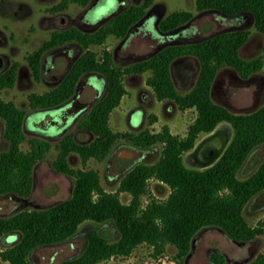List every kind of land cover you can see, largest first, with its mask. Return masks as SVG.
I'll return each mask as SVG.
<instances>
[{
  "label": "trees",
  "instance_id": "16d2710c",
  "mask_svg": "<svg viewBox=\"0 0 264 264\" xmlns=\"http://www.w3.org/2000/svg\"><path fill=\"white\" fill-rule=\"evenodd\" d=\"M90 1L60 0L51 11H63L70 3L86 6ZM153 3L154 0H143L133 4L93 32L77 26L55 29L40 48L28 55L33 76L41 80L45 52L69 44L85 49L58 86L28 95L33 109L54 107L68 100L87 71L102 73L108 80V90L78 122V127L91 132L94 138L81 142L68 133L58 143L59 153L53 165L75 179L72 195L47 207L27 208L0 216V235L14 232L20 235L15 243L0 250V259L11 264H37L29 257L34 249L72 238L86 220L99 223L114 220L120 237L110 241L99 229H90L83 251L61 264H96L115 255H129L144 242L151 244L156 254L163 252L167 243L175 245L177 264H185L193 238L205 226H219L231 238L240 241L264 232V221L252 226L244 213L247 203L264 190V160L247 178L238 176L248 155L264 143V104L250 112H234L216 102L211 93L217 74L224 66L235 68L245 78L264 68L261 58L247 59L240 53L249 38V29L218 32L197 42L170 45L124 67L115 63L110 49H104L100 56L90 49L91 45L103 44L111 35L124 37ZM196 6L200 11L215 9L231 16L251 14L255 27L264 34V0H196ZM193 16L187 10L171 12L160 22L159 28L162 31L175 29ZM186 54L196 56L201 67L193 88L181 93L172 78L170 65L175 58ZM19 65L18 61H13L0 74V89L14 86ZM145 71H151L147 83L158 99L174 100L182 109L196 108L198 115L184 137L172 133L168 127L158 132L143 130L136 134L115 132L111 128V112L126 93L124 75ZM25 115L26 111L14 101L0 96V119L5 121L4 136L9 143L0 153V196L31 195L35 167L52 148L51 141L40 137L29 139V150L21 148L27 138L23 129ZM222 122L233 127V137L222 156L206 168L187 165L184 153L195 147L202 134L211 133ZM122 136L142 149L157 143H163V148L158 161L135 164L122 177L117 192L105 189L98 170L74 168L70 164L74 153L83 161L91 157L104 158ZM150 178L167 183L171 191L167 199H154L143 206L141 197L148 189ZM122 191L132 195L130 202L120 199L118 192ZM212 258L219 264L226 261L225 255L218 251ZM246 264H264V251Z\"/></svg>",
  "mask_w": 264,
  "mask_h": 264
},
{
  "label": "rangeland",
  "instance_id": "374dc122",
  "mask_svg": "<svg viewBox=\"0 0 264 264\" xmlns=\"http://www.w3.org/2000/svg\"><path fill=\"white\" fill-rule=\"evenodd\" d=\"M58 1L0 0V53L4 57L2 72L9 68L13 61L20 63L14 86L0 89V96L5 100L14 101L18 107L24 109L28 114L34 112L29 104L28 95L31 92L42 93L60 82L74 55L85 51L83 47L75 46V51L69 53V56L61 52L49 56L52 61L48 60L43 79L37 80L33 76L27 59L28 55L40 48L51 37L53 30L67 26H77V23L69 21V15L77 17L86 8V6L77 3H70L60 14L54 15L51 7ZM99 1L97 0V2ZM142 1L131 0L130 3H141ZM155 3L165 5V17L171 12L179 10L191 11L194 14V19L186 28L190 31L189 39H202L218 31L236 27L249 29V38L241 47L240 53L247 59L261 58L264 63V34L255 27L254 18L251 14H245L240 21H236V19L221 15V12L213 9L198 10L196 0H154ZM117 4L118 0H101L91 13L94 21L109 14ZM64 18L65 21H63ZM155 20L154 17L150 19L152 28H155ZM123 39L111 35L103 44L91 45L90 49L96 51L99 56L104 49H110L114 53ZM124 49L120 47L117 52L116 63L121 66H126L128 63L123 52ZM126 49L143 55L150 50V47L147 41H141L136 36L134 40L127 42ZM183 59H179L175 65L174 78L179 91L186 93L197 80L200 63L195 56L188 57V63L195 66V75L192 80L186 82L183 77L186 72L184 65L187 62L178 65ZM180 66L181 69H179ZM91 75L92 73L86 75L80 84L81 95L79 100L81 102L92 99L96 94V90L90 85ZM150 75L151 71L124 75L123 81L126 93L121 103L111 112V128L115 132L136 134L143 130L158 132L168 127L172 133L184 137L189 126L198 115L196 108L182 109L174 100L158 99L152 87L147 84V78ZM93 79L103 89V84L100 83L98 77L93 76ZM212 96L216 102L227 106L234 112L256 110L264 104V68L256 71L249 78H245L233 67H222L217 75ZM154 117L156 118L154 119ZM79 119L76 120L75 117H71L68 123L61 127L63 121L57 122L58 119L54 118L49 123L50 132L56 135L67 129L66 133H72L78 141L88 142L94 138V135L77 126ZM44 120H46L44 111L32 115L30 124L25 129L27 138L21 144L23 150H28L30 148L29 139L37 136V133L31 129L40 130L37 123ZM42 125L46 126L47 124L42 122ZM219 126L230 127L231 124L222 122L217 127ZM4 131L5 121L0 119V153L7 149L9 145L4 136ZM208 134H202L197 144ZM61 137L50 138L52 142L51 150L37 163L34 170V188L31 195L22 197L5 194L0 196V216L10 215L27 208L47 207L72 195L75 179L59 172L53 165L59 153L58 143ZM162 148L163 143H157L151 148L142 149L136 146L132 140L122 136L115 141L110 153L104 158L91 157L87 161H83L78 154L74 153L70 157V164L74 168L98 170L105 189L110 192H117L122 177L135 164L158 161L162 154ZM193 149L184 153V160L187 165L200 168L193 163L191 155ZM123 153L128 154L130 157L124 158ZM263 160L264 143L255 147L248 155L239 170V178L245 179L250 176ZM170 191L171 188L167 183L157 178H150L148 189L141 197L142 205L146 206L154 199L165 200ZM118 193L123 202L128 203L131 201L132 195L129 192L122 191ZM244 213L252 226L260 225L264 221V190L256 194L247 203ZM94 228L103 232L110 241H115L120 237L119 228L114 220L103 223L86 220L72 238L58 244L39 246L32 251L29 257L37 264H61L63 260L76 256L83 251L87 243L86 233ZM19 237L20 235L17 233L1 234L0 250L15 243ZM194 238V246L191 247L189 256L187 255L188 264H219L212 258V254L217 251L225 255L226 261L224 264H246L264 251V232L253 239L237 242L221 227L205 226L198 231ZM177 261L178 249L175 245L167 243L165 250L156 254L155 248L144 242L136 246L129 255H115L96 264H177ZM0 264L11 263L0 259Z\"/></svg>",
  "mask_w": 264,
  "mask_h": 264
},
{
  "label": "flooded vegetation",
  "instance_id": "af4514ba",
  "mask_svg": "<svg viewBox=\"0 0 264 264\" xmlns=\"http://www.w3.org/2000/svg\"><path fill=\"white\" fill-rule=\"evenodd\" d=\"M100 1L97 2V0H91L90 3L88 5H86V8L80 14L77 15V17H72V16H70L68 14L69 15V21L77 23V27L79 29L83 30V31L93 32V31H96L97 29H99L104 23L108 22L113 17H115L116 15L120 14L121 12H123L125 9L129 8L130 6H132L133 4H139L138 2L137 3H130L131 0H118L117 6L113 10H111V12L109 14H107L106 16H104L103 18H101V19H99L97 21H94L91 13L96 9V7L99 5ZM152 7H154V9L151 11L150 15L147 16L143 20V22L138 23L141 19H143V17L146 16L147 12ZM205 10H207V9H205ZM213 10H215V9H213ZM161 11H162V6L159 5L158 3H155V4L153 3L148 8V10L145 13V15L143 17H141L140 20H138L135 24H133L129 28L127 34L124 37H122V38H124L122 43L115 49V51L113 53V57H114L115 63H116V59H117V52H118L120 47L125 48L123 50V52L125 53V58L128 61L127 65H129V64H132V63H135V62H138V61H142L144 59H147V58L155 55L156 53L151 55V56H149V57H147L148 55H150L152 52H154L156 49H158L161 45H164L165 43H168V45L165 46V47H167V46H170V45H181V44H186V43H191V42H197V41L203 40V39L208 37L207 36V37L202 38V39H189L188 38V36H190L189 35L190 31L187 30L186 28L192 22V20L194 19V16H193V18L191 20H189L188 22H186L184 24H181L180 26L176 27L175 29H172V30H169V31H162L159 28V24L165 18V14L158 21V15L161 14ZM202 11H204V10H202ZM216 11L221 12L219 10H216ZM60 12L61 11L54 12L53 14L54 15L55 14L58 15V14H60ZM221 13H222L221 15H224L226 17H231L233 19H236V21H240L245 16V14H247V13H239V14L231 16V15H227V14H225L223 12H221ZM153 17L156 18L155 23H154L155 28H152L150 26V19L153 18ZM223 20H224V18H223ZM63 21H65V18L63 19ZM67 27H71V26H67ZM67 27H64V28H67ZM238 28H242V27H236V28L222 30V31H218V32L234 30V29H238ZM218 32H216V33H218ZM213 34H215V33H213ZM213 34H211V35H213ZM211 35H209V36H211ZM136 36H138L139 40L147 41L149 43L150 50L146 54L139 55L135 51H130V50L126 49L127 42H130L131 40H134ZM182 38H185V39H182ZM164 48H162V49H164ZM161 50H159V51H161ZM73 51H75V46L73 44H69V45L57 47V48H55L53 50L45 52L44 55H43V58H42V67H41L42 79H43V74L45 72V68H46V64H47L48 60L52 61V58L49 59V56H52V55H54L56 53H60V52L61 53H65L67 56H69L70 55L69 53H71ZM80 54H75L74 55L73 59L70 61V63L66 67V70L64 71V75L61 77V79H60L61 81L58 82L53 87L58 86L64 80V78L66 77L69 69L71 68L73 63L77 60V59L75 60V58L76 57L78 58L80 56ZM189 56H194V55H188V54L181 55V56L175 58L171 62V65H170L171 75H172V78H173L174 83H175L176 86H177V83H176L175 78H174V68H175L176 63L179 61V59L184 58L182 60V62L180 64H178V65L185 64L187 62V64L184 65V70L186 72H185V75L183 77V78L186 79V82L192 80V78L195 75V66L192 63H188L189 62V59H188ZM141 58H143V59H141ZM0 59H1V65H0V74H1V73L5 72L8 68L2 72V67L4 65V57H3V55H1V53H0ZM199 63H200V61H199ZM119 66H121V65H119ZM179 69H181V66L179 67ZM199 72H200V69H199ZM90 73H92L90 85H91V87L93 89L96 90V94H95V96L92 99H89L86 102H81L79 100V97L81 95L80 84H81L83 78L86 75L90 74ZM142 73H144V72H142ZM129 74H140V73H129ZM93 76H97L98 77L100 83L103 84V89H101L100 86L96 83V81L93 79ZM198 76H199V73H198ZM197 79H198V77H197ZM215 82H216V79H215V81H214V83L212 85V91H211L212 94H213V89H214ZM177 88H178V86H177ZM107 90H108V80L102 73L96 72V71H87V72H85L80 77V79L78 80V82L76 84V88H75L74 94L68 100H66L63 103L59 104L60 107L57 108L56 106H58V105H56L54 107H50V108H53L52 110H48L49 108H40V109H34V112H31L29 114L26 112V115H25V118H24V121H23L24 132H25V129H26L27 125L30 124L32 115L34 113H37V112H40V111H44L45 114H46V120L40 121L39 123H37V125L40 127V130H38V129L34 130V129L30 128L32 131L37 133V136H33V137H40V138H43V139L51 141L50 138L57 137V136L59 137V135H60V136H62L60 138V140H61L66 134H68V133H66L67 129L65 130V132H62V134L59 133V134L54 135V134H52L50 132V127H49L50 126V124H49L50 121L54 120V118L56 120L58 119L57 122L63 121V123H61V127H63V126H65L68 123V121H69V119L71 117H75L76 120L79 119V118L81 119L85 114H87L90 111L92 106L100 98H102L103 96L106 95ZM168 100H170V99H168ZM139 108H141V107H139ZM44 109H47V110H44ZM42 122L46 123L47 125L43 126ZM131 125H133V124H131ZM77 126H78V124H77ZM33 188H34V184H33ZM9 234H11V233H9ZM6 235H8V234H6Z\"/></svg>",
  "mask_w": 264,
  "mask_h": 264
},
{
  "label": "water",
  "instance_id": "95a60500",
  "mask_svg": "<svg viewBox=\"0 0 264 264\" xmlns=\"http://www.w3.org/2000/svg\"><path fill=\"white\" fill-rule=\"evenodd\" d=\"M162 6L161 14L158 15V21L164 16L166 12L165 5ZM155 7V6H154ZM152 7L146 14L143 19H141L138 23L143 22V20L150 15L151 11L154 9ZM168 43H165L164 45H161L158 49H156L154 52H152L147 57L157 53L159 50L164 48ZM77 57L75 58V60ZM143 59V58H141ZM0 65H1V59H0ZM76 94V93H75ZM57 108L60 107V105L56 106ZM53 108H49L48 110H52ZM47 110V109H44ZM65 132V131H63ZM62 134V133H61ZM60 136V135H59ZM233 137V127L232 126H219L215 130H213L211 133H209L204 139H202L197 145H195L191 155L193 163L198 165L200 168H206L211 165H213L223 154L227 146L229 145L231 139ZM122 156L124 158H129L130 156L126 153H123ZM194 240L192 241V247L194 246ZM237 242H242L240 240H236ZM189 256V255H188ZM188 256L185 259V264H188Z\"/></svg>",
  "mask_w": 264,
  "mask_h": 264
}]
</instances>
